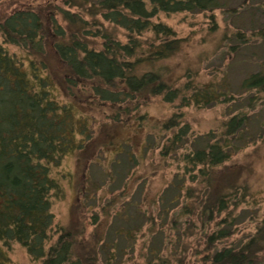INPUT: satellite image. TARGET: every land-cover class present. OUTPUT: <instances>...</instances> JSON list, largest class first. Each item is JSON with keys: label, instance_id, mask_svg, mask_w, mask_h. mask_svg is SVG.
Masks as SVG:
<instances>
[{"label": "trees", "instance_id": "16d2710c", "mask_svg": "<svg viewBox=\"0 0 264 264\" xmlns=\"http://www.w3.org/2000/svg\"><path fill=\"white\" fill-rule=\"evenodd\" d=\"M62 2L74 10L23 4L0 20V264H12L16 245L37 264H122L123 253L114 242L108 245L97 233L86 237V227H78L80 201L71 212V228L57 227L52 213L53 198L61 193L57 174L65 159L84 157L83 175L92 159L85 157L96 137L85 113L109 108L128 117L148 99L162 97L171 104L185 92L189 94L181 97V107L194 104L203 109L229 98L212 83L185 82L177 88L157 70H142L172 57L182 43L170 26L158 20L160 15L213 13L225 8V0ZM235 37L244 38L240 33ZM258 37L264 40V31ZM241 89L264 93V73L247 77ZM177 118L171 117L163 128H177ZM248 122L244 113L233 116L223 124L222 141L186 157L190 166L198 168L204 191L202 217L211 220L214 213L246 201L244 187L228 188L227 193L217 189L215 174L240 146L255 140ZM177 139L174 133L171 143ZM79 194H85L84 188ZM184 195L187 200L195 198L193 189H186ZM115 215L124 216V207ZM141 228L127 229L125 234L117 231V236L128 241ZM227 237L229 233L218 231L208 239L216 247ZM207 260L209 264H264V216L243 243L213 249ZM176 262L184 264L182 259ZM164 263L168 264H159Z\"/></svg>", "mask_w": 264, "mask_h": 264}, {"label": "rangeland", "instance_id": "374dc122", "mask_svg": "<svg viewBox=\"0 0 264 264\" xmlns=\"http://www.w3.org/2000/svg\"><path fill=\"white\" fill-rule=\"evenodd\" d=\"M23 4L70 10L62 0H2L0 20ZM56 19L62 24L60 16ZM158 20L170 26L182 43L172 57L142 70H157L177 88L185 82L212 83L229 98L203 109L194 104L181 107V97L189 94L185 92L171 104L162 97L148 99L128 117L109 108L85 113L96 137L85 157L92 159L85 175L80 167L84 157L65 159L57 174L61 193L53 198L52 213L57 227L71 228V212L80 201L78 227H86V237L97 233L108 245L114 242L123 253L122 264H177L178 259L184 264H209L213 249L243 243L264 216V93L241 89L247 77L264 73V40L258 37L264 31V0H225V8L213 13L160 15ZM238 33L244 38L237 39ZM241 113L248 116V131L255 140L245 146L238 143L242 148L218 168L215 187L223 193L244 187L247 198L244 204L214 213L210 220L201 216L204 191L198 168L186 157L222 141L223 124ZM176 115L178 127L164 129ZM174 133L178 141L171 143ZM80 187L84 195L79 194ZM186 189L194 190L193 200L185 198ZM122 207L125 215H115ZM139 225L142 228L133 232L132 239L117 236V231L125 234ZM218 231L229 237L215 247L208 237ZM10 257L12 264H37L18 245Z\"/></svg>", "mask_w": 264, "mask_h": 264}]
</instances>
